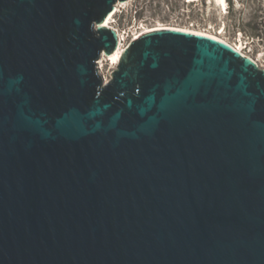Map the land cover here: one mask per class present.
<instances>
[{"label":"water","instance_id":"95a60500","mask_svg":"<svg viewBox=\"0 0 264 264\" xmlns=\"http://www.w3.org/2000/svg\"><path fill=\"white\" fill-rule=\"evenodd\" d=\"M128 0H0V264H264V68L208 33L119 46Z\"/></svg>","mask_w":264,"mask_h":264},{"label":"rangeland","instance_id":"374dc122","mask_svg":"<svg viewBox=\"0 0 264 264\" xmlns=\"http://www.w3.org/2000/svg\"><path fill=\"white\" fill-rule=\"evenodd\" d=\"M110 25L130 37L147 28L171 26L213 33L239 46L264 68V0H128L117 5ZM107 79L116 64L102 55Z\"/></svg>","mask_w":264,"mask_h":264},{"label":"bare ground","instance_id":"6f19581e","mask_svg":"<svg viewBox=\"0 0 264 264\" xmlns=\"http://www.w3.org/2000/svg\"><path fill=\"white\" fill-rule=\"evenodd\" d=\"M188 1L191 2V1H194V0H188ZM217 1L221 4L222 7H224V8L227 7V0H217ZM121 3H122V2H120L119 4H121ZM117 5H118V4H117ZM117 5H116L115 10L112 12V14L110 15V17L108 18V20L105 21V25L110 26V27H112V28H114V29H116V28L113 27V26H111V25H110V22H111V20H112L114 14L116 13V11H117V9H118ZM160 27H171V26H160ZM154 28H156V27H154ZM175 28H180V27H175ZM148 29H151V28H147L146 30H148ZM181 29H187V30H193V31L204 32V31H200V30H196V29H189V28H181ZM146 30H144V31H146ZM116 31H117V33H118V35H119V38H120V39H123L122 37H124V35L122 34V32H120L118 29H116ZM144 31H142V32H144ZM142 32H140L139 34H141ZM204 33H208V32H204ZM208 34L213 35V36H215V37H218V38L224 40L225 42H227L228 44H230V45H232L234 48H236L238 51L242 52V53L245 54L246 56H249L248 54H246L245 52H243V50H242L239 46L233 45V44H231L230 42H228L227 40H225V39H223L222 37H219V36H217V35H215V34H213V33H208ZM126 47H127L126 44H125V46H124V43H122L121 45H120V43H119V46H118V48L116 49V51H115L114 53H112L111 55L107 56V57H109V58L113 61V63L117 65V64L119 63L120 57H121V55H122V53H123V51L125 50ZM249 57L252 58L251 56H249ZM252 59H253L258 65H259V63H258L254 58H252ZM100 63H101V67L103 68L102 60H100ZM102 70H103V69H102Z\"/></svg>","mask_w":264,"mask_h":264},{"label":"built area","instance_id":"2783aa9c","mask_svg":"<svg viewBox=\"0 0 264 264\" xmlns=\"http://www.w3.org/2000/svg\"><path fill=\"white\" fill-rule=\"evenodd\" d=\"M119 4V3H118ZM139 33L140 32H138V33H135V34H133L131 37H130V41L133 39V38H135L136 36H138L139 35ZM123 34V33H122ZM124 35V34H123ZM123 39H120L119 38V43H120V45L122 44V43H124V41H125V36L124 37H122ZM129 44V42L126 44V45H128ZM104 56H107V55H105V54H103ZM98 63H99V67H100V70H101V72H102V67H101V63H100V59L98 60ZM103 75H104V73H103ZM104 78H105V80H109V79H107L106 78V76L104 75Z\"/></svg>","mask_w":264,"mask_h":264}]
</instances>
